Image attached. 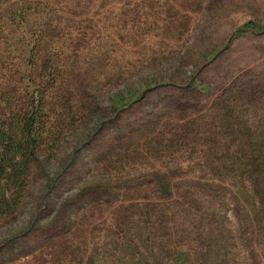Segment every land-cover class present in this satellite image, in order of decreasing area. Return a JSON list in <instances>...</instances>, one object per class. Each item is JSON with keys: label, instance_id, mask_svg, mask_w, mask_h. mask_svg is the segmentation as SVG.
Returning <instances> with one entry per match:
<instances>
[{"label": "rangeland", "instance_id": "rangeland-1", "mask_svg": "<svg viewBox=\"0 0 264 264\" xmlns=\"http://www.w3.org/2000/svg\"><path fill=\"white\" fill-rule=\"evenodd\" d=\"M22 1L0 0V87ZM32 1L92 58L0 264H264V0Z\"/></svg>", "mask_w": 264, "mask_h": 264}, {"label": "trees", "instance_id": "trees-1", "mask_svg": "<svg viewBox=\"0 0 264 264\" xmlns=\"http://www.w3.org/2000/svg\"><path fill=\"white\" fill-rule=\"evenodd\" d=\"M50 10L23 0L9 11L8 24L20 30V66L14 73L21 78L14 81L9 71L0 87V221L10 219L18 209L40 151L56 143V130L70 109L64 95L69 93L68 79L92 58L72 55L57 45L61 38L54 37ZM29 11L36 17L29 18ZM14 232L0 234V243L12 239Z\"/></svg>", "mask_w": 264, "mask_h": 264}]
</instances>
